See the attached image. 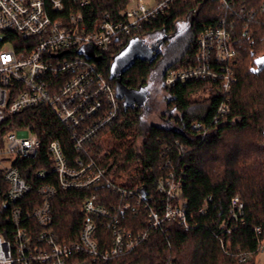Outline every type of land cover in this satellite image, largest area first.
<instances>
[{"label":"built area","instance_id":"built-area-1","mask_svg":"<svg viewBox=\"0 0 264 264\" xmlns=\"http://www.w3.org/2000/svg\"><path fill=\"white\" fill-rule=\"evenodd\" d=\"M189 1L156 0L155 6L147 8L143 0H134L136 7L126 9L122 20L106 15L90 26L83 15L88 0H0V264H69L82 258L87 259L82 264L109 262L147 239L121 226L125 212L140 209L147 213L150 226L166 233L172 224L186 232L197 226L182 198L183 182L175 174L157 180L155 196L150 197L108 180L106 184L120 197L119 204L99 205L98 196L92 195L84 202L88 219L78 237L65 241L56 228L52 200L61 192L88 191L103 184L105 170L83 158L70 164L62 145L53 141L47 147L51 171L41 167L35 177L42 184L35 187L23 177L22 167L36 159L42 141L32 128L4 126L11 116L47 106L72 132L76 152L87 157V144L116 122L121 106L117 90L96 60L81 52L92 49L94 57L100 58L167 15L176 3ZM198 1L197 18L204 28L197 39L195 63L168 70L162 86L168 90L207 82L211 90L218 85L225 97L218 115L224 117L231 112L235 66L240 59L235 32L239 24L247 28L255 11L247 8L245 0ZM201 128L199 123L194 125L196 130ZM156 196L163 199L157 202ZM231 209L232 219L239 222L244 210L239 197L232 199ZM93 218L103 221L111 232L109 247L100 245Z\"/></svg>","mask_w":264,"mask_h":264},{"label":"trees","instance_id":"trees-1","mask_svg":"<svg viewBox=\"0 0 264 264\" xmlns=\"http://www.w3.org/2000/svg\"><path fill=\"white\" fill-rule=\"evenodd\" d=\"M88 1L83 15L90 26L106 15L113 21L122 20L130 4V0ZM245 3L255 14L247 21L246 29L244 24H239L235 32L240 59L235 66L237 81L231 91L229 115L219 117L225 97L218 85L208 90L207 82L163 88L168 96L165 125L147 128L144 121L149 108L129 103L125 96L118 95L121 114L113 125L87 144L90 150L87 157L76 152L72 132L47 106L11 116L4 124L9 129L32 128L43 143L36 159L26 161L22 167L23 177L35 187L42 184L35 173L41 167L51 171L47 147L53 141L62 145L70 164L83 158L105 170L103 184L88 191L61 192L52 200L56 228L67 242L78 237L88 219L83 205L92 195L98 196L99 205L119 204L120 197L106 184L108 180L121 189H140L146 197L155 196L154 183L160 178L173 173L182 180V198L197 226L186 232L172 224L166 233L148 224L145 211L125 212L121 217L122 228L136 236L146 235L147 239L131 253L100 264H258L264 245V0H245ZM198 7V0L176 3L167 15L126 39L121 48L115 45L98 58L100 71L114 89L117 90V84L110 80L114 62L134 39L146 36L166 42L184 26L187 33L181 43L177 40L180 43L177 59L166 68L162 80L170 69L194 65L197 39L204 28L197 18ZM161 56L151 64L137 60L122 76L123 88L131 92L146 89L148 94ZM204 91L209 93L206 100L191 101L192 95ZM197 123L202 125L201 130L194 129ZM35 195L34 192L30 197ZM234 197L244 204L239 222L232 219ZM155 199L160 202L163 198ZM93 220L99 227L100 245L109 247L111 232L103 221ZM83 262L87 259L69 264Z\"/></svg>","mask_w":264,"mask_h":264},{"label":"rangeland","instance_id":"rangeland-1","mask_svg":"<svg viewBox=\"0 0 264 264\" xmlns=\"http://www.w3.org/2000/svg\"><path fill=\"white\" fill-rule=\"evenodd\" d=\"M136 1V0H135ZM144 5L149 8L156 4V0H143ZM136 4L133 0L128 6V10L134 9ZM184 26H180L179 30L182 31ZM185 31H183L184 33ZM185 34L179 36L174 42L168 45H163L161 40H155L152 37H145L142 39H134L127 47L120 60L115 64V73L119 74L124 68L128 67L136 58L150 59L156 54H162L161 60L154 69L152 78L150 80L149 91L147 94L146 89L140 92L131 93L142 105L149 108V113L144 121V127L147 128L151 125H165L164 119L167 113V94L163 91L162 76L166 68L177 59L178 45L183 40ZM180 43H178V41ZM159 58V57H158ZM128 97V91H124ZM209 96L207 91L194 94L191 96V101L203 102ZM133 99V98H132ZM258 264H264V252H261L257 259Z\"/></svg>","mask_w":264,"mask_h":264},{"label":"water","instance_id":"water-1","mask_svg":"<svg viewBox=\"0 0 264 264\" xmlns=\"http://www.w3.org/2000/svg\"><path fill=\"white\" fill-rule=\"evenodd\" d=\"M81 53L85 54L87 57H89V59L96 60L97 62L100 61V59L94 57L92 49L91 50L90 49L89 50H84V52H81ZM159 54H156L155 56H153L150 59L136 58L131 64H129L128 67L124 68L119 74H116L114 67H115V64L120 60V56H119L114 62L113 69H112V75L110 77V80L111 81H115L116 84H117V93H118V95L125 96V93H124L125 89L122 86V76L124 75V73L127 72L134 65V63L137 60L149 61L150 64H151L158 58ZM122 55L123 54H121V57H122ZM131 93H134V92L128 91V97L129 98H127V101L129 103H132V104L133 103L141 104V102H139V100H137L135 97H133Z\"/></svg>","mask_w":264,"mask_h":264},{"label":"flooded vegetation","instance_id":"flooded-vegetation-1","mask_svg":"<svg viewBox=\"0 0 264 264\" xmlns=\"http://www.w3.org/2000/svg\"><path fill=\"white\" fill-rule=\"evenodd\" d=\"M184 29L182 30V31H180L179 29L176 31V33H175V35L174 36H172L171 38H167L166 40V42H161L164 46L165 45H168V44H171L172 43V41L175 39V38H178L179 36H182L183 34H185L186 35V33H187V28L186 27H183ZM183 31H185L184 33H183ZM125 97H126V99L127 98H129V97H127V94H125Z\"/></svg>","mask_w":264,"mask_h":264}]
</instances>
